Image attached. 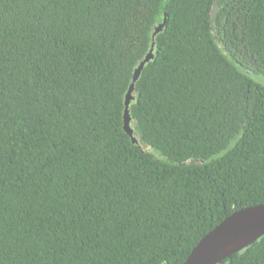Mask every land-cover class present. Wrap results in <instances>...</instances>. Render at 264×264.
<instances>
[{
    "label": "trees",
    "instance_id": "16d2710c",
    "mask_svg": "<svg viewBox=\"0 0 264 264\" xmlns=\"http://www.w3.org/2000/svg\"><path fill=\"white\" fill-rule=\"evenodd\" d=\"M255 75L264 0H0V264H183L264 204Z\"/></svg>",
    "mask_w": 264,
    "mask_h": 264
},
{
    "label": "water",
    "instance_id": "95a60500",
    "mask_svg": "<svg viewBox=\"0 0 264 264\" xmlns=\"http://www.w3.org/2000/svg\"><path fill=\"white\" fill-rule=\"evenodd\" d=\"M167 19L160 23L156 35L166 25ZM153 46L134 71L125 100L124 128L133 136L130 103L134 99L135 83L147 62L153 57ZM264 235V204L247 206L234 211L208 232L193 248L183 264H219L232 254L244 249Z\"/></svg>",
    "mask_w": 264,
    "mask_h": 264
},
{
    "label": "rangeland",
    "instance_id": "374dc122",
    "mask_svg": "<svg viewBox=\"0 0 264 264\" xmlns=\"http://www.w3.org/2000/svg\"><path fill=\"white\" fill-rule=\"evenodd\" d=\"M253 78L259 82H261L262 84H264V77L260 76V75H255L253 76Z\"/></svg>",
    "mask_w": 264,
    "mask_h": 264
}]
</instances>
